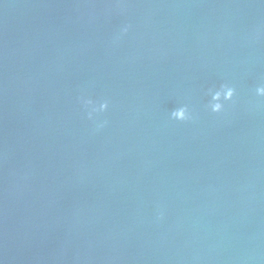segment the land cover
Returning <instances> with one entry per match:
<instances>
[{"label": "water", "instance_id": "1", "mask_svg": "<svg viewBox=\"0 0 264 264\" xmlns=\"http://www.w3.org/2000/svg\"><path fill=\"white\" fill-rule=\"evenodd\" d=\"M258 86L264 0H0V264H264Z\"/></svg>", "mask_w": 264, "mask_h": 264}, {"label": "clouds", "instance_id": "2", "mask_svg": "<svg viewBox=\"0 0 264 264\" xmlns=\"http://www.w3.org/2000/svg\"><path fill=\"white\" fill-rule=\"evenodd\" d=\"M128 31V27L125 26L121 29L122 33H126ZM255 93L257 96L264 97V86H258L255 89ZM209 94L211 96V101L208 103L207 108L212 113H220L223 111L225 102L231 101L234 94L235 89L227 84L221 85L218 89L215 90H209ZM80 103L82 107L84 108L87 118L93 119L94 116L97 113L106 112L109 108V103L107 101H103L100 103L94 102L92 99L81 96ZM171 119L177 120V121H185L190 119V113L186 106H179L175 108L170 113ZM106 123V122H104ZM104 124H98L97 127H103Z\"/></svg>", "mask_w": 264, "mask_h": 264}]
</instances>
